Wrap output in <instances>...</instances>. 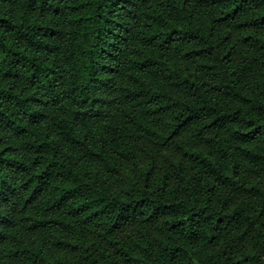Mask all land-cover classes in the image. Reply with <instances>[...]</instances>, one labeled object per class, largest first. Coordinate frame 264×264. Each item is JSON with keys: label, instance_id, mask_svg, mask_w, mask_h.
Wrapping results in <instances>:
<instances>
[{"label": "trees", "instance_id": "trees-1", "mask_svg": "<svg viewBox=\"0 0 264 264\" xmlns=\"http://www.w3.org/2000/svg\"><path fill=\"white\" fill-rule=\"evenodd\" d=\"M0 264H264V0H0Z\"/></svg>", "mask_w": 264, "mask_h": 264}]
</instances>
